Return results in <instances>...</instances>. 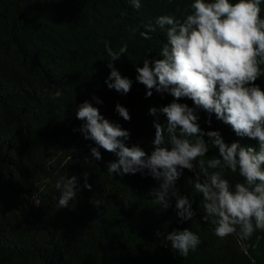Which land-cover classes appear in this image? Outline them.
<instances>
[{
  "label": "trees",
  "instance_id": "obj_1",
  "mask_svg": "<svg viewBox=\"0 0 264 264\" xmlns=\"http://www.w3.org/2000/svg\"><path fill=\"white\" fill-rule=\"evenodd\" d=\"M192 2L142 0L136 10L129 0H0V264H264V231L247 240L238 235L221 239L211 220H203L202 194L190 183L194 171L183 169L176 182L195 212L192 220L181 222L175 197L167 209L152 203L150 193L160 181L147 170L108 174L109 162L118 157L100 149L103 158L95 160L91 147L97 145L78 131L84 122L76 112L87 100L130 131L128 146L139 145L151 154L157 117L149 109L174 97L155 90L146 97L147 88L136 80L149 51L148 58H160L167 43L159 29L150 40L140 32L159 15L191 12ZM106 43L115 51L127 44V54L113 62L133 81L127 94L105 83L111 71ZM255 83L264 89V76ZM57 91L61 95L54 99ZM178 102L195 107L186 97ZM117 104L129 110L130 121L118 114ZM197 115L206 132L219 131L228 144L238 141L258 150V140L238 136L215 114L211 124L203 109ZM166 119L159 114L161 123ZM218 155L209 144L204 159ZM85 172L92 189L82 188L70 207L57 208L56 181L76 175L83 186ZM224 178L233 185L242 180L227 169ZM95 200L102 201L100 208ZM185 228L201 243L182 257L165 238Z\"/></svg>",
  "mask_w": 264,
  "mask_h": 264
},
{
  "label": "clouds",
  "instance_id": "obj_2",
  "mask_svg": "<svg viewBox=\"0 0 264 264\" xmlns=\"http://www.w3.org/2000/svg\"><path fill=\"white\" fill-rule=\"evenodd\" d=\"M129 3L136 10L142 7V0ZM262 4L264 0H193L191 12L185 9L182 17L162 14L144 26L140 32L144 39H152L150 33L159 29L166 33L167 43L160 49V58H148L149 51L143 66L136 69V80L147 88L146 97H151L153 90L174 97L159 109H149L157 117L150 155L139 145L128 146L130 131L105 118L91 102L84 101L76 112L77 119L84 122L78 131L97 145L91 147V157L102 160L100 149L114 153L118 159L109 162L110 175L144 174L147 170L148 175L160 181L159 188L150 193L152 203L167 209L171 197H175L181 222L192 220L195 212L188 196L179 194L176 182L183 169L194 171L195 179L190 183L195 193L202 194L203 220H211L215 235L221 239L238 235L247 240L258 230L264 231V89L255 83L264 76ZM130 31L135 35L137 29ZM105 48L111 69L105 83L109 89L127 94L133 81L113 63L127 54V44L118 51L107 43ZM60 95L57 91L53 98ZM185 97L195 107L178 102ZM94 99L102 103L98 97ZM198 109L209 114V124L215 114L238 136L258 140V150L238 141L228 144L219 131L206 132L198 123ZM116 111L124 120H131L123 105L117 104ZM159 114L166 116V123L160 122ZM205 136L209 138L207 142ZM209 144L218 149L219 155L205 160ZM225 169L242 180L233 185L224 178ZM88 175L84 173L83 186L76 175L61 176L56 181L55 188L60 192L57 208L70 207L82 188L92 189ZM92 203L97 208L102 205L100 200ZM165 239L182 257L201 243L189 228L172 231Z\"/></svg>",
  "mask_w": 264,
  "mask_h": 264
}]
</instances>
